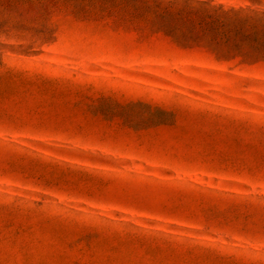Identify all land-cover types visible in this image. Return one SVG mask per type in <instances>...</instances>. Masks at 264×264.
<instances>
[{
	"label": "rangeland",
	"instance_id": "374dc122",
	"mask_svg": "<svg viewBox=\"0 0 264 264\" xmlns=\"http://www.w3.org/2000/svg\"><path fill=\"white\" fill-rule=\"evenodd\" d=\"M196 1L0 0V264H264V53Z\"/></svg>",
	"mask_w": 264,
	"mask_h": 264
},
{
	"label": "trees",
	"instance_id": "16d2710c",
	"mask_svg": "<svg viewBox=\"0 0 264 264\" xmlns=\"http://www.w3.org/2000/svg\"><path fill=\"white\" fill-rule=\"evenodd\" d=\"M192 11L200 15L201 28L209 30L225 45V52L245 55L264 53V12L251 9L208 6L196 1ZM195 12V11H194Z\"/></svg>",
	"mask_w": 264,
	"mask_h": 264
}]
</instances>
